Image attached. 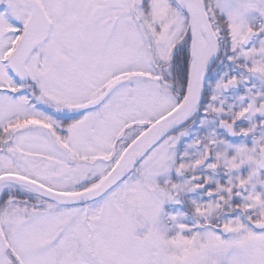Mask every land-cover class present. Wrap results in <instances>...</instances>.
I'll return each instance as SVG.
<instances>
[{"label": "snow or ice", "instance_id": "6c2138e0", "mask_svg": "<svg viewBox=\"0 0 264 264\" xmlns=\"http://www.w3.org/2000/svg\"><path fill=\"white\" fill-rule=\"evenodd\" d=\"M0 264H264V0H0Z\"/></svg>", "mask_w": 264, "mask_h": 264}]
</instances>
